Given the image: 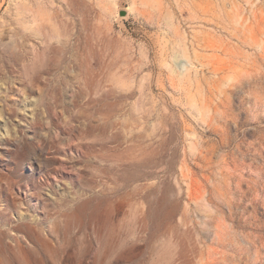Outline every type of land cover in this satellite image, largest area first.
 I'll use <instances>...</instances> for the list:
<instances>
[{"label": "rangeland", "instance_id": "obj_1", "mask_svg": "<svg viewBox=\"0 0 264 264\" xmlns=\"http://www.w3.org/2000/svg\"><path fill=\"white\" fill-rule=\"evenodd\" d=\"M0 249L264 264V0H0Z\"/></svg>", "mask_w": 264, "mask_h": 264}, {"label": "bare ground", "instance_id": "obj_2", "mask_svg": "<svg viewBox=\"0 0 264 264\" xmlns=\"http://www.w3.org/2000/svg\"><path fill=\"white\" fill-rule=\"evenodd\" d=\"M179 65V64H178ZM92 204V203H91ZM88 205H89V202H83L82 204H80L79 206H78V209H76L77 211H76V214H74L73 213V215H75L77 218H80L81 216H83V215H85V214H87V211H88ZM95 206V205H94ZM99 209V208H98ZM100 210V209H99ZM99 210H95V212H94V217L95 218H98V213H99ZM89 214H90V212H88ZM72 215V216H73ZM90 217H91V215H89ZM96 223V222H95ZM23 227H24V225H22ZM99 227V226H98ZM22 229V228H21ZM29 229V228H28ZM21 231V230H20ZM15 233V232H14ZM16 236V235H15ZM23 238H24V236L23 235H21ZM2 237V236H1ZM13 237V236H12ZM35 238H36V236H34ZM14 238V237H13ZM19 238V237H18ZM40 238V237H39ZM37 239V238H36ZM18 240V242H19V239H17ZM21 240V239H20ZM33 240H34V238H33ZM38 240V239H37ZM2 241V240H1ZM43 241V240H42ZM18 242H17V244H18ZM34 242H36L35 240H34ZM38 242V241H37ZM36 242V243H37ZM48 242V241H47ZM46 242V243H47ZM45 243V242H44ZM38 244V243H37ZM48 244V243H47ZM4 245V244H3ZM20 245V244H19ZM2 248V247H1ZM46 248V247H45ZM4 249V248H3ZM2 249V250H3ZM48 249V248H47ZM1 250V249H0ZM44 251H46V250H44ZM2 252V251H1ZM47 252V251H46ZM5 253V252H4ZM41 253V252H40ZM64 253V252H63ZM55 254V253H54ZM8 255V254H7ZM32 255H33V252H29V251H24V250H22V249H19L18 251H17V253H16V259H18L20 262H22L23 264H31V262H32V260H31V257H32ZM51 255V254H50ZM55 256V255H54ZM63 256H65V254L63 255ZM8 257H10V256H8ZM13 257H15V256H13ZM56 257V256H55ZM54 257V258H55ZM51 258H52V256H51ZM10 259V258H9ZM58 259V258H57ZM63 260V259H62ZM1 262V261H0ZM59 262V261H58ZM63 262V261H62ZM64 263V262H63ZM17 264H18V262H17Z\"/></svg>", "mask_w": 264, "mask_h": 264}]
</instances>
